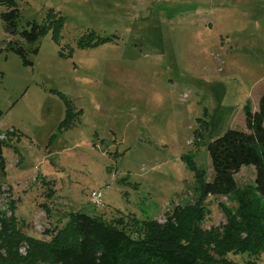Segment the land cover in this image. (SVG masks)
Segmentation results:
<instances>
[{"label":"rangeland","instance_id":"1","mask_svg":"<svg viewBox=\"0 0 264 264\" xmlns=\"http://www.w3.org/2000/svg\"><path fill=\"white\" fill-rule=\"evenodd\" d=\"M14 1L20 30L47 23L50 11L62 24L24 65L5 49L0 5V213L13 214L22 234L48 241L45 232L70 212L121 220L137 236L134 222L163 224L175 206L194 204L183 156L210 181L207 142L227 129L246 131L243 108L255 111L264 91V0ZM67 103L74 116L62 124ZM254 176L244 166L234 178L241 187ZM201 206L200 228L221 232L222 207L237 203L211 196ZM227 258L264 264V253Z\"/></svg>","mask_w":264,"mask_h":264},{"label":"trees","instance_id":"2","mask_svg":"<svg viewBox=\"0 0 264 264\" xmlns=\"http://www.w3.org/2000/svg\"><path fill=\"white\" fill-rule=\"evenodd\" d=\"M0 5L5 7L1 20L9 37L5 49L19 56L24 65H32L29 56L38 53L40 39L49 29L57 37L62 18L50 11L47 23L27 22L26 28L20 30L16 2L0 0ZM107 41L108 37L94 42L81 40L78 46H96ZM243 109L246 131L227 129L206 144L213 171L210 181L205 180L204 170L188 155L183 156L194 174L197 201L175 206L163 224L155 220L134 222L139 235L133 236L121 220L107 223L70 212L61 228L45 232L51 238L44 241L22 234L13 214L6 217L0 213V264H236L227 258L229 253H264V91L255 111L247 104ZM73 116L67 103L62 124ZM197 120L206 129L208 121ZM2 146L0 141L1 170ZM244 166H252L255 176L251 184L238 187L234 176ZM229 195L234 196L237 206L235 210L222 207L226 219L222 231H203V201L211 196ZM22 244L26 245L25 254L19 252Z\"/></svg>","mask_w":264,"mask_h":264},{"label":"built area","instance_id":"3","mask_svg":"<svg viewBox=\"0 0 264 264\" xmlns=\"http://www.w3.org/2000/svg\"><path fill=\"white\" fill-rule=\"evenodd\" d=\"M93 202H94L95 204H99V199H98L97 196H95V197L93 198Z\"/></svg>","mask_w":264,"mask_h":264}]
</instances>
